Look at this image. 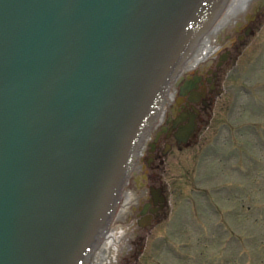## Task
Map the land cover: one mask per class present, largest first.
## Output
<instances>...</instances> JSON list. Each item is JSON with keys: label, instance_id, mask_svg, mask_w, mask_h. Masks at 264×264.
Segmentation results:
<instances>
[{"label": "water", "instance_id": "water-1", "mask_svg": "<svg viewBox=\"0 0 264 264\" xmlns=\"http://www.w3.org/2000/svg\"><path fill=\"white\" fill-rule=\"evenodd\" d=\"M258 1L0 0V264H86L184 64Z\"/></svg>", "mask_w": 264, "mask_h": 264}, {"label": "rangeland", "instance_id": "rangeland-1", "mask_svg": "<svg viewBox=\"0 0 264 264\" xmlns=\"http://www.w3.org/2000/svg\"><path fill=\"white\" fill-rule=\"evenodd\" d=\"M250 26L253 34L238 39L245 30L239 26L216 46L215 55L201 61L215 65L220 55L231 51L218 90L210 97L214 103L199 138L175 147L165 164L152 173L150 183L162 180L165 185L164 217L145 230H132L136 237L128 231L121 245L131 244V253L123 252L124 256L119 251L114 264H264V11ZM230 39L233 42L228 45ZM225 118L243 123L236 132L242 141L238 156L242 155V162L246 159L242 174L228 170L224 160L206 157L219 146L216 138L223 136ZM228 182L231 190L222 189ZM202 188L223 203L221 214L212 212L211 201L198 191ZM233 188L246 195L240 196ZM227 206L230 209L224 212ZM130 217L118 218L112 229L132 224L134 217Z\"/></svg>", "mask_w": 264, "mask_h": 264}, {"label": "flooded vegetation", "instance_id": "flooded-vegetation-1", "mask_svg": "<svg viewBox=\"0 0 264 264\" xmlns=\"http://www.w3.org/2000/svg\"><path fill=\"white\" fill-rule=\"evenodd\" d=\"M263 11L264 0H260L257 5L252 7L250 16L244 14L240 18L235 25L241 28L245 27V30L244 34H241L238 39H241L243 36L245 37L249 33H254V30L250 26V21H253ZM241 28H237V30ZM225 33L222 32L217 38L220 43L223 41L222 34L226 35ZM225 37L228 38L229 35ZM229 41L231 42L228 45H231L232 39ZM226 51L225 54L219 56V60L216 61L215 65L210 63L201 64L202 62H200L194 68L187 69V62L181 71L176 82V87H173L172 90V92L176 90V94L173 97H168L164 110L155 127L145 140L137 165L129 179L128 186L130 183H134V187L127 188V192L128 190H132L136 193V197L130 202L129 210L126 213V216L130 215L132 218L134 217L131 230L135 228L145 230L164 217L168 196L162 180L155 185L150 183L152 173H156L155 169L165 164L167 156L172 153L175 147L190 145L195 139L199 138L201 126L207 122L205 121V117L210 116V110L214 103L210 97L218 90V80L221 77L223 66L229 60L231 54L230 50ZM225 121L223 126L226 128H223V136L216 138V144H219V146L214 149L218 151H214L213 149V154L208 153L206 157L210 156L213 160L217 159L219 162H223L224 160L228 165V170L233 171V173L238 172L242 174L246 159L244 157L242 162V155L238 156L240 152L242 153L240 150L242 141L240 140L239 132H236L238 129L242 130L243 123L240 121L233 122V120L227 118H225ZM185 126H189L188 129L191 127L193 129L191 136L186 141L183 140L185 134L182 135L180 133V129ZM232 160L235 161L229 167V162ZM230 183H223L222 189L231 190ZM234 185L239 186L235 182ZM241 189L244 188L241 187ZM233 190H236L240 196L245 195V192H242L240 189L233 188ZM198 191L206 195L209 203L211 201L212 212H217V214L222 213L224 205L217 196L211 194L210 197L208 190L205 188ZM228 198H226L227 202ZM229 209V206L225 207L224 212H228ZM131 235H135V232L133 231ZM131 248V244L125 243V245L119 247V251L125 256L124 253H131L129 252Z\"/></svg>", "mask_w": 264, "mask_h": 264}, {"label": "bare ground", "instance_id": "bare-ground-1", "mask_svg": "<svg viewBox=\"0 0 264 264\" xmlns=\"http://www.w3.org/2000/svg\"><path fill=\"white\" fill-rule=\"evenodd\" d=\"M259 2L260 0L258 1V3ZM217 49L218 48L215 46L213 49H211L210 51L202 55L200 58H198L196 61H194L190 66L187 67V69L194 68V66L199 64L202 60H205L209 56L215 55L217 53ZM174 91L175 92H171L170 94L171 97H173V95L176 94V90ZM188 128L189 126H185L181 128L180 133L182 135L186 133L190 134L193 129L192 127L190 129ZM185 138H187V136ZM135 197H136V193L134 191L128 190V192H126V198L124 204L122 205L120 211L117 214L119 219L128 212L130 202L132 201V199L134 200ZM112 227L109 230H107V233L104 236L100 248L95 252L93 256V258L95 259V260L93 259L94 264H114L113 262L114 259H116V256L119 254L118 247L121 246L122 240L124 241L127 240L126 235L128 231H130V233L132 234V230H131L132 226L130 224H126V225L119 224L117 227L113 229Z\"/></svg>", "mask_w": 264, "mask_h": 264}]
</instances>
